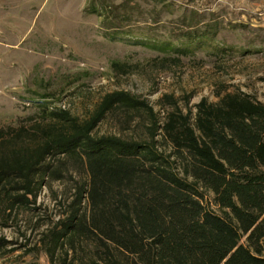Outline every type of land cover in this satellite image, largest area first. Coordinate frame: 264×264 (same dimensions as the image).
Instances as JSON below:
<instances>
[{
    "label": "trees",
    "instance_id": "obj_1",
    "mask_svg": "<svg viewBox=\"0 0 264 264\" xmlns=\"http://www.w3.org/2000/svg\"><path fill=\"white\" fill-rule=\"evenodd\" d=\"M104 2L88 10L106 12ZM185 28L182 37L191 35ZM216 97L184 113L164 94L160 116L147 100L112 91L85 119L44 109L29 126L1 128V225L30 210L45 181L65 179L71 165L86 181L24 256L43 264H264V104L240 91ZM108 115L121 117L120 133L132 125L137 133L95 135ZM9 244L0 238L1 256L16 251Z\"/></svg>",
    "mask_w": 264,
    "mask_h": 264
},
{
    "label": "rangeland",
    "instance_id": "obj_2",
    "mask_svg": "<svg viewBox=\"0 0 264 264\" xmlns=\"http://www.w3.org/2000/svg\"><path fill=\"white\" fill-rule=\"evenodd\" d=\"M91 1L0 0V129L29 126L46 109L85 119L112 91L147 100L160 116L164 94L184 113L202 98L217 101V93L240 91L264 104V0H105L109 10L94 13ZM187 25L191 35L180 36ZM120 119L108 115L94 134L137 133L135 125L120 133ZM69 168L65 179L45 181L30 210L0 223L6 250H16L0 264H43L23 246L64 216L76 183L86 181Z\"/></svg>",
    "mask_w": 264,
    "mask_h": 264
},
{
    "label": "crops",
    "instance_id": "obj_3",
    "mask_svg": "<svg viewBox=\"0 0 264 264\" xmlns=\"http://www.w3.org/2000/svg\"><path fill=\"white\" fill-rule=\"evenodd\" d=\"M19 24H22L20 21L18 22Z\"/></svg>",
    "mask_w": 264,
    "mask_h": 264
}]
</instances>
